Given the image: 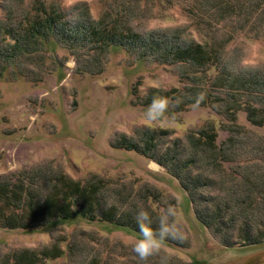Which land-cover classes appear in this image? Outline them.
I'll return each instance as SVG.
<instances>
[{"label":"rangeland","instance_id":"rangeland-1","mask_svg":"<svg viewBox=\"0 0 264 264\" xmlns=\"http://www.w3.org/2000/svg\"><path fill=\"white\" fill-rule=\"evenodd\" d=\"M52 1L68 7L82 2L94 20L104 11L111 13L119 8L114 0ZM3 3L13 9L17 6L18 12L23 13L31 0L21 4L17 0H0V22L5 17ZM181 3L147 4L143 7L145 16L132 19L131 25L148 32L180 29L185 39L210 45L227 36L225 27L195 29L182 13ZM11 20L13 23L12 17ZM54 53L57 55L52 53L39 61L35 55L20 59L22 70L33 72L28 80L19 79L13 66L3 77L7 80L0 79V176L59 171L81 183L90 178L101 180L104 188L99 193L108 204L125 213L135 212L144 226L157 224L158 232L170 241L78 218L38 231L0 230V264L14 251L26 257L31 251L56 249L62 255L33 263L242 264L250 257L249 264H264V260L253 259L264 257L263 243L223 247L216 241L225 237L243 243L240 236L249 232L240 227L243 221L250 219L254 228L255 222H264V160H260L264 157V126H250L244 112H238L236 123L245 132L234 133L237 141L230 150L235 149V162L224 164L223 170H213L199 160L198 168L192 170L193 174L202 171L214 180L213 189L200 190L203 195L210 199L212 193L220 201L229 199L231 205L223 219L210 226L219 235L214 239L211 231L195 219L177 180L144 156L112 147L121 135L132 137L134 131L140 133L147 128L167 130V138L172 140L184 139L188 132L210 126L219 144L227 138L228 131L225 119L209 107L216 106L214 101L176 110V101L169 99L178 94V100H183L182 90L188 87L179 80L178 68L159 65L151 59L143 62L122 47L111 46L102 54L97 62L101 71L91 76L76 73L81 64L75 65L74 57L61 46ZM221 56L222 62L234 70L235 62L245 70L264 68V37H234L224 45ZM210 74L216 75L215 70ZM10 77L15 81L9 82ZM152 88L157 89L156 102L145 105L142 101ZM196 95L197 91L191 89L190 97L197 99ZM166 96L170 98L163 101ZM206 98L207 95L204 102ZM250 154L261 158L246 163L239 160ZM42 182L40 185L44 186ZM213 205L205 202L203 206L214 208ZM230 218H235L236 226L224 230ZM146 228L151 230L150 226ZM253 230L250 234L255 235Z\"/></svg>","mask_w":264,"mask_h":264},{"label":"trees","instance_id":"trees-1","mask_svg":"<svg viewBox=\"0 0 264 264\" xmlns=\"http://www.w3.org/2000/svg\"><path fill=\"white\" fill-rule=\"evenodd\" d=\"M17 1L21 4L25 0ZM173 1L183 2L182 13L188 16L195 29L225 27L227 36L210 45L185 39L180 29L148 32L131 25L132 19L145 16L143 7L147 4L171 5ZM114 3L119 8L111 13L109 10L104 11L97 20L92 18L87 5L82 2L68 7L52 0L46 3L44 0H31L23 13L18 12L17 6L14 10L13 6L3 3L5 17L0 22V79L7 80L3 77L9 74L10 66L16 70L19 79H30L33 72L22 70L20 59L35 55L39 61L51 57L52 53L56 56L54 51L57 46L74 57L75 65L81 64L76 70L78 74H99L101 64L97 65L98 59L111 46L122 47L128 55L143 62L151 59L159 65L177 67L179 80L188 85L182 90L185 96L183 100H178V94L172 99L166 96L162 97L163 101L175 100L176 110L191 104L210 105L214 101L216 106L212 104L209 107L225 119L227 138L217 144V134L211 126L192 130L184 139L172 140L167 138L170 134L167 130L147 128L140 133L134 131L132 137L121 135L112 142V147L133 151L161 166L178 181L191 204L195 219L206 230H210L212 224L223 219L225 213L230 211L231 205L229 199L220 201L210 193V200L203 195L200 190L213 189L214 180L202 171L193 174L192 170L198 168L199 160L213 170H223L224 164L235 162L232 156L235 149L230 150L237 141L234 133L245 132L236 123L238 112H244L250 126H264V68L245 70L235 62L234 70L222 62L221 56L224 45L234 37H264V0H114ZM212 70H215L216 75L210 74ZM14 79L10 77L8 81L14 82ZM30 81L34 82L33 79ZM190 88L197 91V99L190 97ZM209 88L213 90L208 92ZM217 91H221V95ZM154 93H157V89H149L142 103H155ZM255 155L239 160L246 163L261 158ZM260 160H264V157ZM25 174L0 176V230L38 231L79 218L97 220L142 236H153L154 240L170 241L168 236L158 232L157 224L149 223L147 226L151 230L147 229L146 225L138 221L135 212L125 213L108 204L104 195L99 193L104 188L101 180L90 178L81 183L59 171H37L36 176ZM40 180L44 186L40 185ZM205 202L207 205L213 203L215 209L204 207ZM246 221L240 226L249 231L242 238L240 236L243 243L233 242L230 238H218L219 235L213 230L209 234L214 239L218 238L216 241L223 247L264 244V222H255L256 230H253L252 221ZM225 225L224 230L235 228V218L227 220ZM251 230L256 231V234H250ZM31 253L24 257L20 251H14L2 260V264H34V261L38 263L41 259L62 255L57 249Z\"/></svg>","mask_w":264,"mask_h":264},{"label":"water","instance_id":"water-1","mask_svg":"<svg viewBox=\"0 0 264 264\" xmlns=\"http://www.w3.org/2000/svg\"><path fill=\"white\" fill-rule=\"evenodd\" d=\"M263 255V254H262ZM254 256H256V255H254ZM253 259H255L254 261H262V260H264V257L263 256H261V258H253ZM248 260H250V262L252 261L251 260V258L249 257V259ZM248 260L247 261H244L243 263H245V264H249L250 262H248ZM242 263V264H243ZM255 263V262H254Z\"/></svg>","mask_w":264,"mask_h":264},{"label":"bare ground","instance_id":"bare-ground-1","mask_svg":"<svg viewBox=\"0 0 264 264\" xmlns=\"http://www.w3.org/2000/svg\"><path fill=\"white\" fill-rule=\"evenodd\" d=\"M202 51V50H201ZM187 67V66H186ZM137 133V132H136ZM208 188V187H207ZM212 195V194H211ZM217 199V198H216ZM211 200V199H210ZM210 202V201H209ZM212 202V201H211ZM107 209V208H106ZM191 210H192V208H191ZM215 214V213H214ZM207 216V215H206ZM209 218H211V217H209ZM211 220V219H210ZM219 220V219H218ZM229 221V220H228ZM228 224V223H227ZM229 225V224H228ZM243 225V224H242ZM246 225V224H245ZM249 225V224H248ZM226 226V225H225Z\"/></svg>","mask_w":264,"mask_h":264}]
</instances>
